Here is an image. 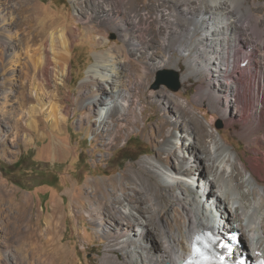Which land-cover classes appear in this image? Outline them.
Instances as JSON below:
<instances>
[{"label": "bare ground", "instance_id": "bare-ground-1", "mask_svg": "<svg viewBox=\"0 0 264 264\" xmlns=\"http://www.w3.org/2000/svg\"><path fill=\"white\" fill-rule=\"evenodd\" d=\"M70 1L94 47L110 44V30L120 35L123 44L116 42L95 54L94 63L79 85V94L72 99L73 104H64L59 85L72 79L71 55L81 34L80 29L73 33L63 22L38 33L34 29L36 9L32 0H24L19 10L13 0H0V62L11 85L1 93L0 112L7 120L13 121L17 130L14 138L20 137L28 144L34 140L31 132L46 136L47 130H40V125L45 126L46 122L54 132L62 133L71 115L81 108L87 112L81 115L82 119L93 122L96 130L100 131L95 132L97 138L108 149L118 145L131 121L137 122L143 116L145 108L141 106L140 97L150 73L167 65V59L157 55L159 47L150 44L152 19L157 25L169 23L172 26L171 30L164 26L167 31L163 33L161 49L172 48L171 42L187 30L193 35L203 31L198 39L200 47L183 79L193 75L196 72L194 66L200 62V71L206 72L209 83L200 90L196 100L208 96L210 106L227 125L231 126L237 120V124H243L253 135L263 129L264 100H256L261 90L260 83H256L254 92L247 95V83L244 78L234 76L238 68L233 64L238 44H248L249 53H258L256 46L246 41L244 34L239 32L241 25L243 30L250 27L254 37L260 34L263 28L258 29L256 21L264 15L259 17L260 13L258 16L257 5L253 8L247 0H168L173 3L171 6L161 2L156 5L153 14L147 9H140L136 0ZM253 19L255 25L251 24ZM156 34L160 37L159 28ZM151 47L155 51H151ZM243 54L250 57L247 52ZM247 58L244 57L240 63ZM128 63L133 69L128 67ZM260 69L264 84V67ZM18 73L20 86L29 87V99L28 106H20V113L16 114L14 109L16 104L20 105V99L11 91L12 84L18 81ZM135 84L139 91L134 97L132 86ZM249 98L252 99L248 101ZM253 99L257 107L261 106L260 112L255 114L252 109L256 106L251 109L250 105ZM176 101L180 111L177 112V122L172 126L177 131L181 130L179 141L168 138L156 146V157L143 158L138 168L131 165L129 175L122 178L119 188L114 179L105 180L103 185L111 187V190L109 188L101 194L102 188L93 182L87 197L69 204L66 214L72 217L77 232L78 218L83 213L97 224L98 233L107 242L103 256L105 264H181L190 255V245L197 234L223 226L227 231L241 232L252 250L264 254V185L259 183V180L264 181V158H249L251 169H248V165L223 141L220 134L212 130L207 132L198 118L188 120L184 116L187 112L185 106L180 100ZM229 113L233 119H229ZM32 114L35 120L27 122ZM182 119H185L183 123ZM20 121H25L27 125L23 135ZM192 127L195 132L190 131ZM157 133L162 134L161 130ZM207 137L208 145L206 142L203 148ZM3 138H8V132L0 135V139ZM176 148L185 155L195 156L194 162L200 166L191 168L188 163L174 165V157H180ZM200 149H208L206 157ZM165 155L171 160L166 166L162 163V156ZM201 167L204 175L197 172ZM203 178L206 180L203 181ZM126 182L138 184L140 189L128 188ZM188 186L192 190L197 186L195 191L198 194L190 193ZM167 187L170 190L175 188L176 192L167 195ZM118 190L123 192L121 197L117 194ZM18 196L16 188L6 184L0 187V215L7 209H16L21 214L27 212L30 198L24 194ZM66 214L60 211L58 204L47 214L38 212L36 227L32 226L31 233H28L30 236L27 239H30L34 255L41 252L43 256L50 252L45 264H66L60 262L67 254L65 235L62 234ZM157 237L160 241L156 242Z\"/></svg>", "mask_w": 264, "mask_h": 264}, {"label": "rangeland", "instance_id": "rangeland-1", "mask_svg": "<svg viewBox=\"0 0 264 264\" xmlns=\"http://www.w3.org/2000/svg\"><path fill=\"white\" fill-rule=\"evenodd\" d=\"M136 2L140 9H147L153 14L154 11H156V5H160L161 2L165 3V6H171V4H173L168 2V0H136ZM246 2L251 3L253 8L258 7V16L260 13L262 14H260L259 17L264 15V0H247ZM12 3L15 4L17 10H19L24 4V0H13ZM32 4L36 9V20L34 22V29L36 32L40 33L53 25H59L63 22H66L67 29L73 33L76 29H80L81 34L77 37L78 40L71 55L72 79H68L63 82V84L59 85L64 104L72 105V99L74 95L79 94V85L86 76V71L95 61V54L101 50L107 49L116 42L123 44V41L117 32L110 30L108 36L110 44L94 47L87 37L84 25L79 22L75 6L70 0H32ZM263 19L264 17L258 18V21H256L257 23L254 19L250 20L251 24L256 23V26L259 27L258 29L263 28L261 29V32H263H260V34L255 37L250 33V27L248 28L247 26V30H243L244 28L240 25L239 32L242 35L244 34L243 37L246 38V41L256 46L258 53L253 54L252 51L249 53L248 44H238V52L233 62L238 68L237 75L235 74L234 76L239 77V79L244 78L245 83H247V95L254 92L253 90L255 89L254 86L256 83H260L259 89L261 90L259 91V99H256L259 102L264 100V84L260 69L264 67ZM18 20L19 22L22 21L20 18ZM259 21L260 24L257 25ZM156 23V20H151L152 31H150V33L152 37H150V44L151 46L153 45L152 47H159L157 49V55L161 56V59H167V65L166 67L152 70L150 73L147 86L144 88L140 97V102H142L141 106L145 108L143 109L145 110L143 116L137 122L131 121V126L123 131V138L119 141L118 145L112 146V149H108V146L97 138L95 132L98 133L100 131L96 130V125L88 119H82L81 115L87 112L81 108L77 110L76 114L71 115L69 121L63 126L62 133L54 132L51 129V125L45 121V126L40 125V130H47L46 136L38 134L37 132H31V137H33L34 140L28 144L24 143L20 137L14 138V133H16L17 130L13 125V121L7 120L0 112V135L4 136V134L8 132V138L0 139V187L6 184L9 187L16 188L19 196L20 194H24L30 198V205L28 204L27 206V212L21 214L16 209H7L6 213L0 215V264H45L44 261L49 257L50 252H48V255L43 256L41 252L34 255L30 245V239H27L30 236L28 233H31V227L35 226V218L38 212L47 214L52 211L55 204H58L60 206V211L66 214L69 210V204L72 201L87 197L93 182L102 188L101 194L109 188L111 190V187L103 185L105 180L114 179L115 184L119 188L122 178H124L125 175H129L128 171L131 165L138 168L139 162L143 158L156 157V146L158 147L163 144L168 138L172 139V141H179L181 130L177 131L176 128L172 126L175 121L177 122V112L180 111L179 103L176 101L177 99L185 106L187 112L184 113V116L186 115L188 120L191 118H198L201 122V126L203 125L202 127L206 128L207 132L212 130L213 133L220 134L223 141L231 146L232 149L239 154V157L248 165V169H251L248 161L249 158H264V125L262 127L263 129L257 134H250L243 124H237V120H234L231 126L225 124L220 114L210 106L208 96L205 95L202 96L201 99L196 100V98L199 97L200 90L209 83V79L205 74L206 72L200 71V62H197L198 64L194 66L196 74L194 73L187 79H183L189 72L190 61L195 58L197 49L200 47L198 39L203 35V31L199 30L194 32L193 35L187 30L184 35L177 37L174 41L172 40V48L161 49V42L165 35L163 33L167 30H171L172 26L169 23L166 25H163V23L157 25ZM164 26H166V29L168 27V29L166 30ZM158 28L161 31L160 37L156 34ZM183 28H185V25H183ZM259 36H262L263 39L258 38ZM152 47L150 50L155 51ZM181 50L187 52H181ZM243 52H247L248 56L250 55L252 59L249 66L253 69L252 72H249L250 68L248 66H241L242 63H240V61L244 59V57L247 58ZM0 65L1 96V93L5 91L4 89L11 87V85L3 72L1 62ZM127 65L129 68L133 69L131 63ZM166 70H173L179 74V81L181 84V89L179 91L174 92L163 83L158 85L160 75ZM17 78L16 80L18 81L12 84L13 90L11 91L13 96H17V98L19 97L20 99V105L16 104V109H14L16 110V114L20 113V106H28L29 99V87L24 84L20 86L21 79H19V73ZM251 80L254 81L252 85H250ZM132 89V96H137L139 91L137 85H133ZM70 94L71 96H69ZM160 94L161 96H159ZM166 95L174 101L166 99ZM134 97L132 100L135 99ZM240 97L243 99L241 95ZM250 99L252 98H249L248 101ZM12 100L14 101L15 99L12 98ZM253 100L250 104L252 105L251 109L256 106V104L253 103L256 100ZM258 107L256 106V108L252 109L254 114L258 111L260 112L261 106ZM229 117V119H233L230 113ZM33 119L35 120L34 114L31 115L27 122ZM184 121L182 119V123ZM32 123L34 124V122ZM19 125L22 130H20V132L23 135L25 133L23 129L27 125L25 121H20ZM218 126H220V128H218ZM159 130H161L162 134L157 133ZM190 131L195 132L196 129L192 127ZM207 140L208 137L205 138L204 144H201L203 148ZM136 143L140 145V150L138 151L133 148ZM252 149L254 150L252 151ZM206 150L200 149V153L204 151L203 154H206L205 157L207 156ZM142 153L144 154L142 155ZM176 153L180 157H174L172 160L174 165L178 166L179 164L188 163L191 168H194L193 166H200L197 162H194L196 161L195 156H190L189 154L185 155L179 148H176ZM128 156L135 159L128 160ZM162 158L164 166L167 165L168 161H171L168 160L166 155L162 156ZM202 170L203 167H201L199 171L197 170V172L204 175ZM262 175H264V172ZM152 180L156 181L154 178H152ZM202 180L205 181L206 178ZM207 181L209 182V180ZM259 183L264 185L263 180H259ZM126 186L128 188L136 187L140 189L138 184L136 185L130 182H126ZM187 189L190 193L194 192L196 195L198 194L189 186ZM169 190L170 189L167 187L166 194L172 193L173 191L176 192L175 188ZM117 194L121 197L123 192L118 190ZM78 220L80 223H78L79 231L77 232L72 217L66 214L63 219L62 234L65 235L64 243L67 246L65 247L67 254L64 256V260L61 259L60 262H65L66 264H105L103 256L107 242L98 233L97 224L90 221L86 213H83ZM107 223H109V221L106 222V224ZM241 238V241L244 242L246 246H249L248 243H245V238L242 233ZM157 241H160L158 237L156 238V242Z\"/></svg>", "mask_w": 264, "mask_h": 264}, {"label": "snow or ice", "instance_id": "snow-or-ice-1", "mask_svg": "<svg viewBox=\"0 0 264 264\" xmlns=\"http://www.w3.org/2000/svg\"><path fill=\"white\" fill-rule=\"evenodd\" d=\"M232 239H235L232 237ZM197 245H203V248L207 250V252L202 251L200 247ZM222 248L228 253H231L232 249L229 243H225L223 239L219 236L213 234H203L196 236L192 241V254L194 256L200 257L202 260L211 261L215 259L219 262V264H224L225 256L224 255H215V249ZM264 264V261L261 262Z\"/></svg>", "mask_w": 264, "mask_h": 264}, {"label": "water", "instance_id": "water-1", "mask_svg": "<svg viewBox=\"0 0 264 264\" xmlns=\"http://www.w3.org/2000/svg\"><path fill=\"white\" fill-rule=\"evenodd\" d=\"M162 83L167 85L174 92L181 89L179 74L173 70H166L160 75L158 85ZM218 128H220V126H218Z\"/></svg>", "mask_w": 264, "mask_h": 264}, {"label": "clouds", "instance_id": "clouds-1", "mask_svg": "<svg viewBox=\"0 0 264 264\" xmlns=\"http://www.w3.org/2000/svg\"><path fill=\"white\" fill-rule=\"evenodd\" d=\"M247 60H249V64L247 65V66H249L250 63H251V60H252V59H251V57H249V58H247L245 61H247ZM245 61H244V62H245ZM244 62H243V63H244ZM243 63H242L241 66H242V67H247V66H244ZM252 71H253V69L250 68V69H249V72H252ZM250 75H251V74H250ZM252 77H253V76H252ZM252 82H254V81L251 80V81H250V85L253 84ZM237 232H239V231H237ZM239 233H240V242H242V241H241V239H242V238H241V232H239ZM241 244H242V246H243V249H244L245 247L247 248V249H246V252H248V253H249V256L251 257V247L246 246V245L244 244V242H242ZM240 250H242V249L240 248ZM244 251H245V250H244Z\"/></svg>", "mask_w": 264, "mask_h": 264}, {"label": "trees", "instance_id": "trees-1", "mask_svg": "<svg viewBox=\"0 0 264 264\" xmlns=\"http://www.w3.org/2000/svg\"><path fill=\"white\" fill-rule=\"evenodd\" d=\"M134 149H136V151L140 150V145L138 143L134 144ZM144 153H142L143 155ZM128 160H134L135 158L131 157V156H128L127 157ZM56 178V177H55Z\"/></svg>", "mask_w": 264, "mask_h": 264}, {"label": "flooded vegetation", "instance_id": "flooded-vegetation-1", "mask_svg": "<svg viewBox=\"0 0 264 264\" xmlns=\"http://www.w3.org/2000/svg\"><path fill=\"white\" fill-rule=\"evenodd\" d=\"M246 249H247V248L245 247L244 250L246 251Z\"/></svg>", "mask_w": 264, "mask_h": 264}]
</instances>
